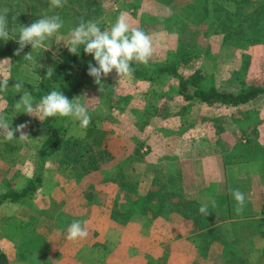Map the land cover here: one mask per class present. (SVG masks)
I'll use <instances>...</instances> for the list:
<instances>
[{
  "label": "rangeland",
  "instance_id": "obj_1",
  "mask_svg": "<svg viewBox=\"0 0 264 264\" xmlns=\"http://www.w3.org/2000/svg\"><path fill=\"white\" fill-rule=\"evenodd\" d=\"M21 1L28 4L30 9L40 5L37 8L42 11L39 14L42 17L57 14L62 17L59 8L49 6V0ZM93 1L96 3L93 7L99 5L102 9L94 18L101 30L110 29L118 16L123 13L132 27L150 35L154 58L162 59L167 56L178 59L180 54L177 52H180L183 44L185 46L194 44L201 52V56L191 57L184 65L180 62L178 68L181 72L189 74L195 68L202 67L209 80L215 82L217 86L227 89L239 87L237 82L230 80V76L243 62L242 49L224 44L222 32H214L210 28L212 31L207 33L203 31L206 29L205 24L191 25L192 19L190 20L191 15L184 4L185 0ZM3 2L4 0H0L2 7H4ZM263 4L264 0H254L247 8L248 13ZM253 22H255L253 17L245 19L243 31L246 36L253 33ZM71 30L63 26L56 37L46 41L39 49L32 50L31 45H27L19 55L24 59V56L31 52L34 61L25 59L26 61L20 63V77L30 81L27 72L38 75L31 64L42 68L58 58L66 48L65 42L69 39ZM10 36L13 38L12 47L16 53L19 36L13 33H10ZM246 50L250 53L249 80L264 84V45L248 46ZM13 62H18L14 55L0 57V78L11 73ZM104 79L109 82L115 93L112 101L107 98L105 91L90 89L76 95L75 98L79 97L80 102L86 106L91 124H100L112 129L111 145L118 152V156L122 157L118 163L121 165V180L126 187H120L111 180L99 179L102 182L98 183V189L95 185H90L88 188V182L84 185L80 184L83 178L77 180L75 177L69 178L64 173L58 172L55 169L56 161L54 158L50 159L43 167L44 184L37 191L36 196L21 203L9 202L2 206L6 214L0 217V243L3 245L2 248L7 250L8 255L12 256V264H73L72 260H75V257L79 258V263L75 260L74 264H81L82 260H85L82 264H90V262L91 264H128L125 259L129 256L126 255L127 251L133 254L137 249L140 252L133 255L130 264H223L228 245L217 237L208 252L203 249L204 242L200 237L212 233L217 218L226 215V205L223 206L216 200L214 205L210 202V214L203 215L209 230L205 234L204 232L194 234L183 226L191 225L188 218L179 212L172 213L167 206L158 203L155 197L147 200L144 198L152 185L156 165L153 159L162 157L163 159L156 160L164 163V167L170 170V173H173V170L167 166L169 163L180 167L183 161L184 168H187V161L180 158L179 152L187 149L192 135L198 136L199 130L203 131L205 128L203 118L217 112V109L200 100L183 104V100L176 98L168 101L165 105L168 108H164L167 109L164 114L161 110L155 111L152 105H147L150 101L139 88L147 87L152 91H160L168 89V83L151 87L149 82L136 79L132 74L119 77L115 70ZM3 103H5L3 96L0 95V107ZM183 105L185 106L182 107ZM147 106L150 108L148 112H144L143 109ZM219 112L225 115L223 117L225 146H234L246 152L264 151V145L257 144V125L264 120V93L237 108H222ZM72 121L69 133L84 136L86 128L80 126V121L74 118ZM192 129L193 134H191ZM19 136L14 143L18 142L20 146L14 149V152L9 150L10 145H5L6 140L0 136V191L14 182L16 185L21 184V181L14 180L17 176L22 174L23 177H31L37 171L32 155L33 149L28 147L27 139L20 140ZM136 138L143 142V151L148 152L144 160L135 157L132 152L129 153L136 147ZM16 152L19 155L13 161L11 155ZM255 162L256 165L252 168L263 170L261 162L258 160ZM181 171L184 173L185 169L181 168ZM175 173L177 171L173 174ZM187 173L191 176V170ZM247 177L249 176L241 175L239 178L229 180L228 186L223 182L216 183L213 190L218 196L220 195V201L227 193L226 186L230 188L229 195L233 200L231 192L234 189L244 193L245 199H249L251 195L258 197L264 190V182L254 176L250 178L252 189H247L248 185L245 183ZM190 183L194 184L191 178L184 182L186 187H189V194H193L197 185ZM78 188L83 190L88 188L87 193L92 197L94 190L114 193V208L118 206V209L123 211L124 204L121 203L131 200L136 210L128 218L124 214H119L118 219L112 217V211L110 214L99 212L94 217L93 224L97 225V228L92 227L91 231H88V236L83 239L82 244L64 245L70 224L74 220L84 223L82 218H86L87 215L86 213L78 215L74 213L72 207L66 205V202L70 201L68 199L70 194ZM126 193L131 196L127 198ZM105 198L106 195H100L99 201H104ZM117 200L121 203L116 204ZM229 223L230 220L219 222L222 227L221 232L227 237L232 235L228 231ZM241 232L247 238V242H251L255 248L250 256L251 264H263L258 263V254L264 247V216L247 220L242 224ZM26 254L35 259L29 261L25 257Z\"/></svg>",
  "mask_w": 264,
  "mask_h": 264
},
{
  "label": "trees",
  "instance_id": "obj_2",
  "mask_svg": "<svg viewBox=\"0 0 264 264\" xmlns=\"http://www.w3.org/2000/svg\"><path fill=\"white\" fill-rule=\"evenodd\" d=\"M184 2L188 13L191 15V25L201 24L202 26L205 24L206 29H203V31L207 33L212 30L214 32H222L224 34V44L242 49L243 62L239 67L235 68L230 76V80L237 82L239 87L237 89H227L217 86L215 82L209 80L202 67L195 68L189 74L181 72L178 68L180 62L184 65L191 57L201 56V52L196 45L189 44L185 46L183 44L179 50L180 52H177V54H180L178 59H172L167 56L159 59L154 58L152 55L147 65L135 61L132 62L134 69L132 75L134 78L149 82L151 87L158 84H169L168 89L160 91H152L147 87L144 89L139 88V90L144 91V96L150 101L147 105H152L155 111L158 112L159 110L160 112L161 110L165 114L167 109L164 108H168L165 107L168 101L180 98L183 100V104H190L193 99H199L219 111L222 108H237L264 93V84L257 83L254 79V81L249 80L250 53L246 50L248 46L264 45V4L248 13L247 8L254 0H185ZM95 4L93 0H67V3L59 8V13L62 15L61 19L64 21L63 26L69 30L78 26L81 19L84 21L96 20L94 19L96 14L101 13L102 9L99 5L93 7ZM3 5L4 7L0 4V12L7 9L9 36L10 33L19 36V29L22 25L28 26L42 17L39 15L42 11L37 8L40 5H35L33 9H30L29 5L22 3L21 0H4ZM49 12L48 15L50 14ZM247 17L255 19V22H253V33L248 36L243 31L244 21ZM10 38L8 41L0 39V57L14 55L18 62L12 63L11 73L5 76L8 78V84L6 90L0 91V95L3 96V101L5 102L0 107V114L7 118L13 129L20 124L27 125L23 132L27 135L25 139L28 140V147L33 149L32 155L34 156L37 171L34 176L27 177L23 186L19 187L14 182L6 190L1 191L0 204L7 200L21 203L33 198L44 184L43 167L45 163L47 164L53 158L57 163H55V169L69 178L75 177L77 180L85 176L93 179L100 178L105 181L111 180L120 187L125 188L126 184L121 180V165L118 163L122 157L118 156V152L111 145L112 129L100 124L90 123L85 127L86 133L84 136L73 135L69 133L73 122L72 117L57 115L41 121L39 117L21 113L15 110L14 107L23 94L14 90L13 85L16 83H21L23 85L22 90L31 93L34 102H39L42 96L52 90L61 91L71 100L76 95L84 93L87 89L99 92L105 91L107 98L112 101L115 98V93H113L111 85L108 84L109 82L104 81L103 77V87L100 91V85L96 84L94 78L88 74L89 62L95 64L93 56L83 51V45L78 49L79 54L70 53L66 47L60 56L47 66L41 68L31 64L32 69L40 77L37 82H32L20 77L19 65L26 60L23 59V56L16 55L13 51V38L11 36ZM48 70L52 72L50 78L47 77ZM149 108L150 106H147L143 111L148 112ZM37 114L40 115L39 113ZM224 116L215 112L203 118L205 125L212 127V131L207 130V135L204 137L217 143L222 148L221 151L223 152L225 163L246 162L250 164L258 160L261 162L264 172V151L259 153L246 152L234 146H225L223 137L225 130L223 124ZM19 135L20 132L15 133L16 137ZM14 141H17V139L5 141V145H10L9 150L12 152L20 146V143H14ZM135 143L136 147L129 153L131 154L132 152L135 157L144 160L145 154L148 152L143 151V142L136 138ZM18 155V152L11 155V160H16ZM155 164L152 185L144 198L146 200L152 197L157 198L161 205L167 206L173 212H179L190 220L192 225L191 233L204 232L205 234L209 229H206L207 222L203 218V214L199 212L202 202L197 197L190 196L187 193L189 187H186L184 182H187L189 177L185 175V171L184 173L181 171V168L184 169L185 166L183 161L181 168H174L177 171L175 174L166 170L164 163L159 162L157 164L155 162ZM190 170L187 169V171ZM248 181L249 186H251L250 180H247L246 184H248ZM190 184L194 185L193 183ZM126 195H128L127 198L131 196L129 193H126ZM262 199L259 198L258 201L261 202ZM119 202L117 200L116 204H119ZM133 203L131 200L121 203L124 204L123 211L119 210L118 206L115 208L112 206L111 215L117 219L119 214H124L127 218L130 217L136 210ZM254 204L251 207L249 202L245 200L244 210L240 214H237L234 208L230 207L232 220H230V229L228 231L232 235L230 237L223 235L221 225L216 224L212 228V233L200 237L204 242L203 249L210 252L209 247L213 241L220 238L221 242L228 245L223 257V264H251L250 256L255 248L242 235L241 227L247 220L256 219L259 206L257 201ZM262 212L264 214V208ZM258 258V263L262 262L264 264V247L258 254ZM0 264H11L9 255L1 246Z\"/></svg>",
  "mask_w": 264,
  "mask_h": 264
},
{
  "label": "clouds",
  "instance_id": "obj_3",
  "mask_svg": "<svg viewBox=\"0 0 264 264\" xmlns=\"http://www.w3.org/2000/svg\"><path fill=\"white\" fill-rule=\"evenodd\" d=\"M66 3L67 0H49V6L53 8H61ZM63 25L64 21L58 14L41 17L28 26L22 25L19 29V38L17 39L19 47L16 50V55H19L27 45H31L32 50L41 48L46 41L56 37ZM0 39L4 41L11 39L7 25V9L0 12ZM81 45H83V51L92 55L95 60V64L89 62L88 74L94 78L96 84L100 85V91L103 87V77H107L114 70L119 77L129 76L134 71L133 61L147 65L153 54L150 35L132 27L123 13L118 16L110 29L105 30H101L95 21L81 19L79 25L71 30L65 46L70 53L79 54L78 49ZM24 59L34 61L31 52L27 53ZM51 75L52 72L48 70L47 77L50 78ZM7 84V77L0 79V91L6 90ZM13 88L17 93H23L14 106L15 110L21 113L37 116L41 121L57 115L72 117L80 121L81 127H87L91 122L88 110L80 102L79 97L70 100L61 91L52 90L42 96L39 102H34L31 93L22 90L21 83L14 84ZM26 126V124H20L13 129L7 118L0 114V136H3L7 141L16 138V132H20L18 139L23 140L27 136L23 132ZM231 195L236 201L235 211L237 214L242 213L245 206L244 193L239 189H234ZM212 203L214 205L215 201ZM199 212L207 216L210 214L206 204L200 206ZM82 224V221L74 220L68 228L66 238L70 241L87 238L88 230Z\"/></svg>",
  "mask_w": 264,
  "mask_h": 264
},
{
  "label": "crops",
  "instance_id": "obj_4",
  "mask_svg": "<svg viewBox=\"0 0 264 264\" xmlns=\"http://www.w3.org/2000/svg\"><path fill=\"white\" fill-rule=\"evenodd\" d=\"M27 75L30 76L29 79H31L30 81H32V82H37L40 78L39 75H36L35 73L31 74V73L27 72ZM198 100L199 99H193L192 102H195ZM217 112H218V114L223 115L222 112L221 113L219 111H217ZM203 126L205 127L203 129V131L199 130L198 136L193 137V135H192L191 141H190L191 143L188 144L187 149L185 151H182L179 153H180V158L181 159L183 158L187 161V164H188L187 168L192 167L191 176H189V174L187 173V168L186 167L184 168L185 172L187 174L186 176L189 177V179L191 178V180H194V184H196L197 188H198L197 189L195 187L196 186L195 185L194 186L195 192H193V194H190V196L197 197L202 202V204H206L209 212H210V210H209L210 202H212V200L213 201L216 200L221 205L223 204V206H225V205L227 206L226 215L223 214L222 218H220V217L217 218L216 224H219V222L232 220L229 208L233 207L234 210L236 208V202L229 195L230 194V192H229L230 188L227 187L229 184L227 181H229V180L231 181L232 179L239 178L242 175V176H249V177H247L248 179L245 180V183L247 180H251L250 178H252L254 176H257L258 178H260L264 182V175H263L262 169L252 168V167H254V165H256L255 161L253 163L251 162L252 164L251 163L249 164L246 162H236V163H230V164L225 163V158L223 157V152L221 151L222 148L217 143H215V142L211 141L210 139H207L204 137L205 135H207V133H206L207 130L208 131L210 130V132L212 131V127L211 126L207 127L205 125L204 119H203ZM193 133H194V131L192 129L191 134H193ZM257 133H258V136H257L258 143L257 144L264 145V120L257 125ZM157 158L163 159L162 157H157ZM157 160L155 159L154 161L155 162H161V161H157ZM167 166H169L171 169L173 168L172 169L173 173L175 172L174 168H177L176 165L174 166L172 163H169V165H167ZM180 168H181V166H180ZM99 179H95V178L93 179L92 177L85 176L81 180L80 184L84 185L86 182H88L89 183V185L87 186L88 188L90 185H95L98 189L99 188L98 183L102 182ZM14 180L17 182L21 181V184H17V186L20 187V186H23V184L26 182L27 177H23L21 174V175L17 176ZM219 182H223L225 185L227 184L226 189H225V191L227 193L225 194L224 199L221 201H220V195L218 196V193L214 192L215 190H213L214 185L216 183H219ZM252 183H253V181H252ZM246 185H248V188L246 187L247 189H252V187L249 186L250 185L249 181H248V184H246ZM88 188H86L84 190L78 188L75 192H72L70 194V196L68 197V199L70 201H67L66 205H68V207H72V209L74 210V213H77L78 215L83 214V213L87 214L86 218H82V219H84V223L82 224V226H85L88 231H91L92 227L97 228V225H95V226L93 225L94 221H95L94 217L97 216V213H99V212L100 213H109V214L111 213V207L114 206V202H115L113 200V198L115 199V194L110 193V192L108 193L107 191H104V190H94L93 191V197H92V196H89V194L87 193ZM231 188H233V187H231ZM4 190H6V189H3L2 191H4ZM187 193L189 195L190 190L187 189ZM251 193H253V191H251ZM36 194H38V192ZM36 194H35V196H36ZM100 195L101 196L106 195V198L104 199V201H99ZM251 196L249 199L246 198L245 200L247 202H249V205H251V207H253L255 205L254 202L257 201L258 206H259V211L256 214V218L263 217L264 214H262L263 213L262 211L264 208V190L261 191V194H259V196L257 195L258 197H254L256 195H253L252 197ZM259 198H263L261 200V202L258 201ZM225 201H226V203H225ZM9 202H15V201L7 200V201L3 202L2 204H0V217L5 216L4 214H6L5 212H3L4 207L2 208V206H4L6 203H9ZM18 203H20V202H18ZM85 207H86V209H85ZM171 212L174 213L173 211H171ZM203 215H205V214H203ZM109 219H111V218H109ZM183 226L186 227L187 231H191L192 225L184 224ZM208 227L209 226L207 225L206 228H208ZM66 231H67V229H66ZM10 237H11V235H10ZM69 243L75 244V245L76 244H82L83 239L70 241V240H66V236H65V244L64 245H67ZM117 245H119V244H117ZM149 245H151V244L149 243ZM0 246L2 248L3 245L0 243ZM2 249L4 251H6L7 254H9L5 248H2ZM139 252H140V250L137 249L136 253H139ZM136 253L130 254V252L127 251L126 255H129V256H127L125 259L128 261V264H130V262L133 261V255H135ZM11 257L9 256L11 264H12V260H11L12 258ZM25 257L29 261L35 259L34 257L31 258L29 254L28 255L26 254ZM75 260H76V262L79 263L78 257H75ZM75 260H72L73 264H74ZM84 261L85 260H82V263ZM90 264H91V262H90Z\"/></svg>",
  "mask_w": 264,
  "mask_h": 264
}]
</instances>
